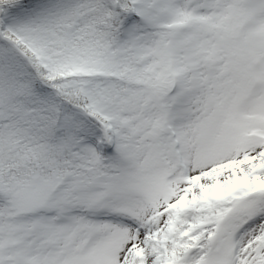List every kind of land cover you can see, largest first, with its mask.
I'll return each instance as SVG.
<instances>
[{
	"label": "snow or ice",
	"instance_id": "obj_1",
	"mask_svg": "<svg viewBox=\"0 0 264 264\" xmlns=\"http://www.w3.org/2000/svg\"><path fill=\"white\" fill-rule=\"evenodd\" d=\"M0 264H264V0H0Z\"/></svg>",
	"mask_w": 264,
	"mask_h": 264
}]
</instances>
